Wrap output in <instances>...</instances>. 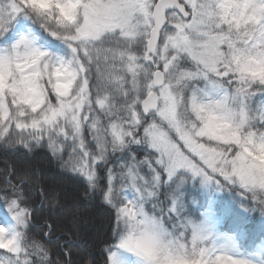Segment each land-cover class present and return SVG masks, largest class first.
Listing matches in <instances>:
<instances>
[{"label":"snow or ice","instance_id":"snow-or-ice-1","mask_svg":"<svg viewBox=\"0 0 264 264\" xmlns=\"http://www.w3.org/2000/svg\"><path fill=\"white\" fill-rule=\"evenodd\" d=\"M39 150L103 264H264V0H0V151ZM37 180L0 175V264H74Z\"/></svg>","mask_w":264,"mask_h":264},{"label":"trees","instance_id":"trees-1","mask_svg":"<svg viewBox=\"0 0 264 264\" xmlns=\"http://www.w3.org/2000/svg\"><path fill=\"white\" fill-rule=\"evenodd\" d=\"M38 161L41 163L42 161L46 166H50L53 172L52 177L47 175V173H41V167L38 166ZM24 163H27L31 168L35 169L38 180L33 183L31 195L33 200L39 202L41 197L37 194L38 190L42 187L47 196L49 198H57L55 197V189L54 182L56 184H60V188H64L63 191V207L70 210L71 200L73 199L74 203V211L76 216L78 217L77 221L74 223L72 221H68L67 218L63 217L57 209H53L51 211V215H49V210L47 206L44 209V215L51 220L52 223L56 225L55 236H64L65 238L71 239L72 241V258L74 264H103V259L101 256V249L103 247V243L106 239L110 237V232H108V219H107V210L105 206L101 204V202L97 200H87L83 199V184L82 182L73 177L71 174L65 172L59 164L50 156V154L44 150H39L35 154H29L27 158H24L21 154H10L0 151V175H2L5 165L15 164L19 169L20 166ZM68 184V185H67ZM63 186V187H62ZM58 187V186H57ZM94 207L95 211L93 214L89 213L87 208ZM78 209V210H77ZM103 211L105 218L104 219V235L99 237H94L93 242L88 244L89 249L87 254L81 253L78 249V245L81 244V239L83 236L87 235V222L85 221L87 218H91L92 223L97 219V211ZM79 212L81 213L79 216ZM88 212V213H87ZM254 218L258 221L259 214H254ZM96 227V225H95ZM71 229V230H70ZM91 230V229H90ZM89 235V234H88ZM87 235V236H88ZM63 243V240L61 241ZM83 243V242H82ZM94 244V247L92 246ZM54 250L56 246H52Z\"/></svg>","mask_w":264,"mask_h":264},{"label":"rangeland","instance_id":"rangeland-1","mask_svg":"<svg viewBox=\"0 0 264 264\" xmlns=\"http://www.w3.org/2000/svg\"><path fill=\"white\" fill-rule=\"evenodd\" d=\"M37 164H38L39 168L41 167V170H40L41 173L42 172L43 173L45 172V173H47V175H49L50 177H52L53 172L51 171L52 169L50 168V166H46L43 161L41 163H39V161H38ZM55 185H56V189H55V195L54 196L55 197H58L59 200H60V202H61V207L58 208L57 210H58V212L63 217L67 218V220L70 222L71 221V218H70V214H71L70 213V210L67 209V208H64L63 205H62L63 202H64L63 201V196H62V194H63V191L62 190L64 188H60V184L58 185V184H56L54 182V186ZM73 202L74 201L72 199L71 200V205H70V207H71L70 209L72 210V212L74 211V208H75ZM87 210H88L89 213L93 214V212L95 211V208L91 206V207L87 208ZM80 214L81 213L79 212V216H80ZM96 216H97V219H95V221L93 223H92V220H91L90 217L85 220L87 222L86 224H87V228H88L87 229V235L88 234L89 235L88 236L87 235L83 236V238L81 239V244L78 245L79 251L81 253H83L84 256H85V254H87V251L89 249L88 243L90 241H92L94 239V237H96V236L99 237L100 233L104 230V219H106V218H105V215H104L103 211L98 210ZM95 225H96V227H95ZM92 246L94 247V244H92Z\"/></svg>","mask_w":264,"mask_h":264},{"label":"bare ground","instance_id":"bare-ground-1","mask_svg":"<svg viewBox=\"0 0 264 264\" xmlns=\"http://www.w3.org/2000/svg\"><path fill=\"white\" fill-rule=\"evenodd\" d=\"M93 228V227H92ZM104 230L100 233V235H99V238H101L102 236H103V234H104ZM91 242H93V240L92 241H90L88 244H91Z\"/></svg>","mask_w":264,"mask_h":264}]
</instances>
